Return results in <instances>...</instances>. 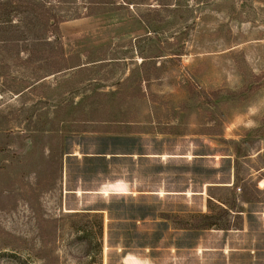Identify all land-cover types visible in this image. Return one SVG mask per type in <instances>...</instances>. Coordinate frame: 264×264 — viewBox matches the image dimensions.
<instances>
[{
  "label": "rangeland",
  "instance_id": "1",
  "mask_svg": "<svg viewBox=\"0 0 264 264\" xmlns=\"http://www.w3.org/2000/svg\"><path fill=\"white\" fill-rule=\"evenodd\" d=\"M24 1L0 0V264H264V0ZM52 18L80 71L52 74Z\"/></svg>",
  "mask_w": 264,
  "mask_h": 264
},
{
  "label": "trees",
  "instance_id": "2",
  "mask_svg": "<svg viewBox=\"0 0 264 264\" xmlns=\"http://www.w3.org/2000/svg\"><path fill=\"white\" fill-rule=\"evenodd\" d=\"M4 1L7 2V0H4ZM18 1H20V3H22V4L26 2L24 0H18ZM61 22L62 21H60V19H55V18L47 19V21H46V25L48 26L49 34L51 36V38L47 42V44L49 46L55 48V49H60V51L62 50V44H61V38H60L58 27H59V24ZM72 54L73 55L76 54V55H74V56L71 54L66 55V54H64L63 51H61L60 53H58V55L55 54L56 56H58L57 59H55L54 57L53 58L50 57V59H51V60L49 59L50 61H52V62L54 61V63L59 62L58 67L51 69L52 74L59 73L62 71H69V70L80 71L81 69L85 68L84 64L79 63L80 60H79L78 54L77 53H72ZM58 58H59V60H58ZM88 64H92L93 66H95V64H97V62L88 63ZM209 214L210 213L194 215V217L188 221L189 227H188V229L186 228L185 230L201 231V230L210 229L212 226H214V221H213V217ZM97 228H98V240H99V242H101L102 232H103L102 219L100 221H98Z\"/></svg>",
  "mask_w": 264,
  "mask_h": 264
},
{
  "label": "water",
  "instance_id": "3",
  "mask_svg": "<svg viewBox=\"0 0 264 264\" xmlns=\"http://www.w3.org/2000/svg\"><path fill=\"white\" fill-rule=\"evenodd\" d=\"M106 193H108V194H110V195H116V194H118L114 188L106 189L105 191H103V192L101 193V195H104V194H106Z\"/></svg>",
  "mask_w": 264,
  "mask_h": 264
}]
</instances>
